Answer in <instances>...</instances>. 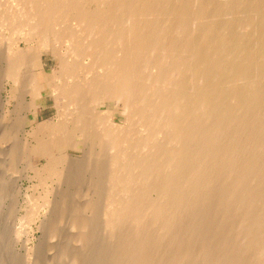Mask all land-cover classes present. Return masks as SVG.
Here are the masks:
<instances>
[{"label": "bare ground", "instance_id": "obj_1", "mask_svg": "<svg viewBox=\"0 0 264 264\" xmlns=\"http://www.w3.org/2000/svg\"><path fill=\"white\" fill-rule=\"evenodd\" d=\"M0 32L26 45L5 49L0 111L18 86L34 116L4 129L34 140L2 146L4 172L23 152L35 174L94 176L82 205L55 202L58 264H264V0H0ZM43 90L56 118L27 133ZM2 177L0 205L24 180Z\"/></svg>", "mask_w": 264, "mask_h": 264}, {"label": "rangeland", "instance_id": "obj_2", "mask_svg": "<svg viewBox=\"0 0 264 264\" xmlns=\"http://www.w3.org/2000/svg\"><path fill=\"white\" fill-rule=\"evenodd\" d=\"M1 34H3L4 37L0 38V40H2V43H0V74H2L3 71V56L5 55L4 52L6 47H9L10 49H17V47L24 49L26 46L25 42L19 39L20 37L15 38L13 36H10L8 32H0V35ZM31 45L34 46V43H31ZM42 62L43 69L46 73H50L52 69L56 66V60L50 53L42 54ZM5 88V90L1 91V97L2 99L9 101L10 104L8 107H6L5 111H0V149L3 148L2 146L4 145H6V147L8 145H14L22 150L27 141H29V143L31 144H34L33 136L30 135L27 138L26 134L20 133L16 135V138H7V136H5L6 132L4 129H6L18 117L26 116L28 120H31L34 117L32 115V109L23 110L19 114L13 112L14 105L16 104L18 99L25 97L27 101H29L30 94H24V89H19L18 86H15L16 90H12V93L10 92L9 85H6ZM45 93L46 92H44V90L41 91V102L39 101L38 104L35 116L36 121L33 125H26L25 131L27 133H31V131L35 128L36 123H41L43 121L56 118L54 116L55 108L53 101H51L49 95ZM7 109H9V111ZM117 115L118 114H115L113 116L115 123H123V125H125L124 117L122 118ZM1 127L4 128L2 129ZM25 138H27L28 140L26 141ZM66 152H68L72 156L81 155L80 151L76 152L72 149H68ZM36 159V156H29V158L27 159L25 153L20 152L18 160H16L14 166L11 168L10 171L7 172V174L4 172L6 171L7 165L2 163L3 160L0 163V177L3 176L2 179L5 180L6 178L8 180L9 178L10 180L11 178L12 180V178L15 179L16 175L17 177L19 176L24 178L21 185L22 192L18 193L19 195H17L9 189L6 190L7 194H5L6 196L2 198L0 205V236L2 237L1 241L3 243V251L5 249V252H3L4 255L2 254L1 257L5 261V264H58L60 258L62 259L63 257H66L68 255L66 249H69L74 246L73 244H71V246L69 244L72 241H66L67 238L65 239V236L67 237L66 221L68 216L67 214L69 212L68 210L72 204L82 205L84 201L87 200L85 198H89V195H91V192H89V187L90 184H92L93 182L94 176L90 175L89 172L78 173V175L76 176L65 175V179L59 182L55 176L49 177L39 171H37V173L35 174L33 171L29 170V167L26 166V161H29V164L32 166L38 165V168H40L45 163L44 161H41L37 164ZM28 175L31 178L30 180L25 179V177H28ZM69 177L72 178L68 180ZM24 188H28V190L25 192ZM86 191H88L89 194L87 197H84ZM24 192L26 193V196L23 195ZM52 196L54 197L52 198ZM61 196L64 197L61 198ZM46 199L48 200V202L52 201L53 199L54 200L53 203H51L50 205H45ZM65 200L69 202L68 204L70 206H65L63 207V209L59 208V210H61L59 211L57 208L59 207L58 205L60 204L61 206L62 203L66 202ZM80 200H82V203L80 202ZM55 202H58L59 204L57 205V203ZM53 206H55L54 209H57L59 212L55 210V212L53 213ZM64 208L66 209V211H63ZM45 210H47V213L49 211V214H47ZM63 212L66 213L62 214L64 217L61 216V213ZM59 214L62 219L61 221H57ZM52 215L57 218L53 217ZM49 217L55 218V221L51 218L53 220L52 221L51 219H49ZM50 222H53V224H51ZM54 223H57V233L52 235L50 225H55ZM96 229L98 233L97 239H99V241H94V253L98 252L100 248H106L108 246V242L103 241L104 237L102 231H100V227L98 226V228ZM35 258L37 261L35 260ZM45 259L47 260V262Z\"/></svg>", "mask_w": 264, "mask_h": 264}]
</instances>
